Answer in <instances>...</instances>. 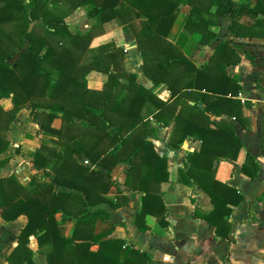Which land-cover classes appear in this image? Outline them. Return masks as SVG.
Listing matches in <instances>:
<instances>
[{"label": "trees", "instance_id": "16d2710c", "mask_svg": "<svg viewBox=\"0 0 264 264\" xmlns=\"http://www.w3.org/2000/svg\"><path fill=\"white\" fill-rule=\"evenodd\" d=\"M263 3L257 0L251 7L234 0H0V24L15 20L18 28L17 36L7 41L12 49L6 53L7 48L0 47V100L10 98L12 102L11 109L0 104V155L9 144V123L25 104L48 109L37 113L38 131L54 136L50 141L56 146H64L63 151H45L42 144L32 152L33 167L50 176L49 181L33 176L23 186L14 175H0V216L13 220L24 213L27 217L17 245L7 256L9 261L34 264L29 248V236L34 235L38 244L51 243L46 264H150L148 252L126 245L125 239L107 237L112 228L96 233L94 225L108 218L97 205L106 202L102 193L112 184L111 168L121 162L126 166L123 183L143 192L135 216L139 229H146L141 223L146 214L154 215L167 229L166 210L156 191L168 179L167 159L156 153L147 138L155 129L151 118L161 127L171 126L172 149L188 137L199 141L198 149L187 152L183 166L178 167L177 180L198 185L207 194L212 210L206 213L194 208L192 214L212 226L216 237L228 236V215L242 196L217 180L215 169L220 160H235L242 144L231 124L210 115L226 114L247 126L236 98L241 85L225 68L239 61L240 49L231 41L237 19L243 14L264 15ZM181 4L190 6L184 22L190 31L216 25L220 16L229 19L230 36L202 67L166 39ZM78 7L93 20L91 29L82 33L71 32L64 21ZM115 18L123 23L124 40H135L145 75L154 83H164L170 99L157 98L136 81L133 72L124 69L123 48L113 40L90 45L95 35L104 32L103 24ZM29 20L38 23L27 32ZM38 27L43 33L36 31ZM206 41L203 34L200 43ZM18 50V60L9 63ZM90 70L107 74L101 89L87 88L85 75ZM56 117L63 121L60 128L51 127ZM76 118L85 120L86 126H80ZM74 153L104 170L85 166ZM6 160L0 158V167ZM241 170L250 178L256 175L258 165L252 156H245ZM263 195L264 190L257 199ZM250 219L256 220L252 213ZM67 220L75 224L71 236L60 231V224Z\"/></svg>", "mask_w": 264, "mask_h": 264}, {"label": "crops", "instance_id": "0c3cea01", "mask_svg": "<svg viewBox=\"0 0 264 264\" xmlns=\"http://www.w3.org/2000/svg\"><path fill=\"white\" fill-rule=\"evenodd\" d=\"M234 1L248 2L251 7L257 2V0ZM189 9L190 6L187 4L179 6L166 39L175 44L194 65L202 67L216 47L230 36L229 19L220 16L216 25L194 28L190 31L184 27ZM209 9L213 12L215 6L211 5ZM122 25V21L115 18L105 22L103 29L109 32L121 28ZM210 33H214V36H210ZM203 34L207 35V41L200 43ZM231 41L240 49L238 51L239 61L229 63L225 71L241 85L236 98L240 101L242 116L247 119V126L226 114L210 115L213 120L231 124L242 144L235 160L228 158L220 160L215 169V178L236 188L242 196L241 201L228 215V221L231 224L228 236L226 238L216 237L212 226L193 216L194 208L206 213L212 210L213 207L207 194L198 185L189 186L177 180L178 167L183 166L187 152L198 149L199 141L188 137L178 148L172 149L169 146L171 126L161 127L152 118L150 122L155 129L147 138L151 141L156 153L167 159L168 179L156 187L166 210L164 217L168 224L167 229L162 227L152 214L143 216L141 223L146 229H139L135 216L140 210L143 192L131 190L123 183L126 166L121 162L115 163L111 168L112 184L106 192L102 193L106 202L97 205L107 212L108 218L97 220L94 232H103L112 228L107 237L125 239L126 245L132 244L148 252L151 256L150 264H184L186 262L192 264H264V195L262 199H257L264 190V15L261 13L256 16L241 15L237 19L235 35L231 36ZM116 45L122 47L126 55L132 56L131 62L136 71L125 69V67L124 69L133 72L136 81L150 90L157 98L164 101L170 99V91L164 83H154L143 72L142 57L135 40L126 41L120 37ZM85 79L88 89L99 90L106 82L107 74L90 70L85 75ZM75 121L82 127L87 124L83 119L76 118ZM61 123L62 119L56 117L51 121V127L60 128ZM32 124L34 125L33 134H29V137H22L18 144L15 143L17 147L15 151L22 154L16 156L25 158L26 167L11 170L16 156L11 159L6 158V162L0 167L2 177L13 174L23 186H26L33 176L44 181L50 180V176L44 175L42 170L33 167L32 152L39 149L42 144L41 149L45 151L46 149L57 151L64 149V146H56L50 141V138L55 139L54 136L42 134L38 131L37 123L32 122ZM19 144L22 146L21 149L18 148ZM28 144L32 147H28ZM6 150L0 158L7 157L9 153L5 156ZM247 154L252 156L258 165V171L253 178L241 170ZM74 157L85 166L104 170L102 166L93 165L84 156L79 157L74 153ZM62 189L67 190L68 188ZM110 201L116 202V206H111L108 203ZM251 213L255 221L250 219ZM26 221L27 217L24 213L13 220H4L0 216V223H3L8 233L7 236L0 233V264H13L7 256L17 245V235ZM74 226L73 221L67 220L60 224V231L66 236H71ZM95 247L93 245V248ZM29 248L32 250L34 264H46V253L51 250L50 242L38 244L35 236L30 235Z\"/></svg>", "mask_w": 264, "mask_h": 264}, {"label": "rangeland", "instance_id": "374dc122", "mask_svg": "<svg viewBox=\"0 0 264 264\" xmlns=\"http://www.w3.org/2000/svg\"><path fill=\"white\" fill-rule=\"evenodd\" d=\"M61 4H68L66 2H60ZM64 21L66 22L69 30L71 32H78V33H82V32H86L88 30L91 29L93 20L89 19L86 14L84 9L82 8H75L69 15L65 16ZM32 22V26L30 28L33 29L36 25H37V21L35 20H29V23ZM134 26L136 28H138L140 26V23L138 21V19L134 20ZM28 27V26H27ZM17 21L15 20H7L4 21L3 23L0 24V47H6L7 49H5L6 53L9 52L13 45L12 43L9 44L8 38L11 36L16 37L18 30H17ZM37 32L39 33H43L42 29L40 27L35 28ZM9 36H8V35ZM122 37L121 36V32H120V28H118L117 30H112L109 32H103L102 34H97L95 35L91 41H90V45L91 46H95L99 43H102L106 40H113L116 44L117 40H119V38ZM124 52V49H123ZM16 53V52H15ZM14 53V54H15ZM11 58V57H9ZM19 58V56L13 61V63L15 61H17ZM132 56L130 54L126 55L124 52V67L125 69L128 70H132V71H136L133 68V64L131 62ZM0 104L4 109H11L12 107V102L10 100V98H3L0 100ZM48 111V109H44V108H37V109H32V106L30 104H25L23 106H21L15 113L14 118L12 119V121L9 123V131H8V136H10L9 138V147L7 148L6 152H5V156L7 155L6 158H14L16 155H22V154H18L19 152H16L15 149L17 148L15 146V143H19V140H22L21 138L23 137H29V134H33L34 132V125L32 124L35 123L36 121L40 120V116L37 114L38 112H46ZM61 125L63 126V121L61 123ZM61 126V127H62ZM28 147H32L31 144H28ZM18 148L21 149L22 146L21 144L18 145ZM13 167H11V170H15L18 169L19 167H26V160L23 156H16L14 163H13ZM10 168V167H9ZM26 172H28L27 169H25ZM19 171V170H18ZM28 175L30 173H27ZM13 175V174H12ZM0 233L4 236H7V230L5 229V226H3V223H0Z\"/></svg>", "mask_w": 264, "mask_h": 264}, {"label": "water", "instance_id": "95a60500", "mask_svg": "<svg viewBox=\"0 0 264 264\" xmlns=\"http://www.w3.org/2000/svg\"><path fill=\"white\" fill-rule=\"evenodd\" d=\"M31 26H32V22L29 23L28 28H27V32L30 31ZM26 44L24 45V47L26 46ZM18 55H19V50L15 54H13V56L11 58L8 59V62L12 63L18 57Z\"/></svg>", "mask_w": 264, "mask_h": 264}]
</instances>
